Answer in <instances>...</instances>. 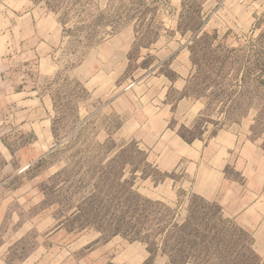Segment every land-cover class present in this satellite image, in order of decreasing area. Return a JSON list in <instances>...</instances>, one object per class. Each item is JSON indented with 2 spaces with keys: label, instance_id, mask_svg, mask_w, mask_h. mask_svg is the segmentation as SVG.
Here are the masks:
<instances>
[{
  "label": "rangeland",
  "instance_id": "rangeland-1",
  "mask_svg": "<svg viewBox=\"0 0 264 264\" xmlns=\"http://www.w3.org/2000/svg\"><path fill=\"white\" fill-rule=\"evenodd\" d=\"M0 264H264V0H0Z\"/></svg>",
  "mask_w": 264,
  "mask_h": 264
},
{
  "label": "trees",
  "instance_id": "trees-1",
  "mask_svg": "<svg viewBox=\"0 0 264 264\" xmlns=\"http://www.w3.org/2000/svg\"><path fill=\"white\" fill-rule=\"evenodd\" d=\"M185 138H187L188 139V136H184ZM190 227H194V226H192L191 224H190V222L188 221L186 224H184L183 226H181V227H179L178 228V231H180L181 233L183 232V235H185L186 233H188L189 231H191L192 232V234H190L189 235V239H192L191 240V244H190V247L191 248H194V252H195V254L197 253L196 251L198 250V249H201V250H203L205 247H207V250H205V251H209V235H205L204 236V234H201V232H200V230H198V231H196L195 232V230H193V229H190L189 230V228ZM209 226H207L206 228H208ZM189 230V231H188ZM196 234H198L199 235V237H200V239L198 240V242H194L195 240H197V236H196ZM204 240L205 239V241H206V243H205V246H203L202 245V243H201V240ZM206 249V248H205Z\"/></svg>",
  "mask_w": 264,
  "mask_h": 264
},
{
  "label": "crops",
  "instance_id": "crops-1",
  "mask_svg": "<svg viewBox=\"0 0 264 264\" xmlns=\"http://www.w3.org/2000/svg\"><path fill=\"white\" fill-rule=\"evenodd\" d=\"M24 29V28H23ZM29 29H31V30H33L34 32H35V36H37V37H40L41 38V40L43 41H46V36H48V37H50V34H48L49 32H47V31H45L44 29H42V28H38L37 27V22H35V23H33L30 27H29ZM46 30H48L47 28H46ZM23 31V30H22ZM22 31L20 32L21 34H22ZM43 41V42H44ZM49 44V43H48ZM45 45V44H44ZM40 47H41V44H38L37 45V51H38V53L40 52L38 49H40Z\"/></svg>",
  "mask_w": 264,
  "mask_h": 264
}]
</instances>
